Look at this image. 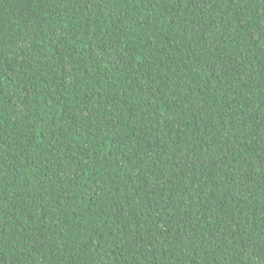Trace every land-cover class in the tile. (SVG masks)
Wrapping results in <instances>:
<instances>
[{
  "label": "trees",
  "instance_id": "1",
  "mask_svg": "<svg viewBox=\"0 0 264 264\" xmlns=\"http://www.w3.org/2000/svg\"><path fill=\"white\" fill-rule=\"evenodd\" d=\"M0 264H264V0H0Z\"/></svg>",
  "mask_w": 264,
  "mask_h": 264
}]
</instances>
